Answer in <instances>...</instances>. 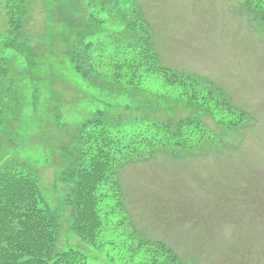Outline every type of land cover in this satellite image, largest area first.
<instances>
[{
	"label": "trees",
	"instance_id": "trees-1",
	"mask_svg": "<svg viewBox=\"0 0 264 264\" xmlns=\"http://www.w3.org/2000/svg\"><path fill=\"white\" fill-rule=\"evenodd\" d=\"M241 2L263 25L264 0ZM28 6V0H3L6 34L0 42V131L3 125L19 121L17 112H13L23 101L24 84L33 83L32 92L35 96L38 93V85H34L38 79L33 71L41 69L43 50L38 53L23 37ZM77 10L78 16L69 20L79 22L69 24L60 40V75L66 77L69 66L93 84L109 72L110 81L130 93L145 91L141 85L149 81L155 87V100L148 104L103 98L106 101L94 105L84 121L68 132L69 140L58 146L61 165H65H59L52 184L60 192L58 207L41 196L38 181L29 172L6 162L0 165V264H88L83 251L56 247L64 221L66 233L70 231L95 248L107 244V230H123L122 245L128 254L124 264H185L165 239H149L134 228L122 185V169L141 159L150 163L160 155L181 160L194 153L219 151L226 138H233L243 127L246 113L232 104L225 90L211 79L162 62L153 49L151 24L141 16L136 0H79ZM48 17L62 21L50 14ZM117 22L127 29V39L119 37ZM93 25L95 29H91ZM6 49L14 52L7 55ZM51 56L57 54L53 52ZM44 61L49 63L48 59ZM43 67L49 68L46 76L54 82L52 66ZM25 75L28 77L22 82ZM171 100H180L184 105L171 109ZM133 106L149 110H142L141 114L139 110H123ZM102 107L110 108L111 116ZM208 118L213 124L206 122ZM221 182L218 176L201 190L199 184L197 193L204 191L209 203L200 202L198 194L186 192L184 199L178 194L181 187L173 189L170 179L146 181L144 190L136 188L135 201L139 196H151L160 206L158 211L155 207L152 210L155 221L165 226L175 212L179 225L178 209L184 201L189 204L190 219H203L204 209H216L226 202L219 197L226 190ZM188 198L196 200L189 202Z\"/></svg>",
	"mask_w": 264,
	"mask_h": 264
},
{
	"label": "rangeland",
	"instance_id": "rangeland-1",
	"mask_svg": "<svg viewBox=\"0 0 264 264\" xmlns=\"http://www.w3.org/2000/svg\"><path fill=\"white\" fill-rule=\"evenodd\" d=\"M28 3L29 16L23 37L30 40L38 53L43 50L41 69L33 71L38 79L34 83L38 85V93L35 96L32 92L33 83L24 84L23 101L18 100L21 103L18 102L13 112H17L19 121L3 125L0 131V165L6 162L29 172L37 179L41 196L58 207L60 192L52 184L59 165H65H61L58 146L69 140L67 131L72 125L73 129L79 126L105 98L112 102L149 104L155 100L152 91L155 87L145 81L141 85L145 91L125 92L119 83L110 81L109 72L89 84L69 66L66 77L61 76L60 40L69 24L79 22L69 20L78 16L79 0H28ZM136 3L141 16L151 24L153 49L160 54L162 62L211 79L250 120L243 123L233 138L228 136L219 151L194 153L181 160L160 155L150 163L142 159L133 161L139 164L127 163L121 180L133 226L144 237L165 239L185 264H264V24H260L241 0H136ZM49 14L62 21L51 20ZM117 27L119 37L127 39V29L118 22ZM5 29L6 16L0 0V42L5 37ZM91 29H95L94 25ZM13 52L5 50L7 55ZM53 52L57 56H51ZM46 59L49 63H45ZM43 65L52 66L54 82L46 76L49 68ZM27 77L21 78L22 82ZM170 105L171 109H178L184 104L171 100ZM102 109L111 116L110 108ZM123 110H139L141 114L142 110L149 109L133 106ZM206 122L213 124L210 118ZM68 124L69 127H64ZM218 176L226 188L219 197L226 202L216 209H204L203 219H190L189 204L184 201L178 209L181 223L176 224L177 213L173 212L170 222L161 226L152 214L154 207L159 210L158 200L139 196L135 201L136 188L144 190L146 181L170 179L173 189L181 187L178 194L184 199L186 192L198 194L200 202L209 203L205 192L197 193V188L200 184L201 190L205 183ZM55 180H58L56 176ZM195 200L188 198L189 202ZM62 227L56 244L58 249H79L86 253L88 264L127 262L128 254L122 245L123 230H107L104 234L107 244L95 248L70 231L66 233L65 221Z\"/></svg>",
	"mask_w": 264,
	"mask_h": 264
}]
</instances>
